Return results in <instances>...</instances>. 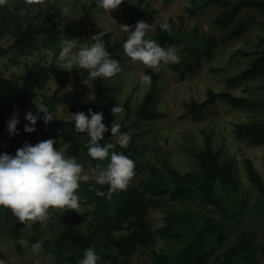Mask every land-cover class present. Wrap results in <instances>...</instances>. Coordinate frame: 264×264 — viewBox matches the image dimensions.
Here are the masks:
<instances>
[{
    "label": "trees",
    "instance_id": "obj_1",
    "mask_svg": "<svg viewBox=\"0 0 264 264\" xmlns=\"http://www.w3.org/2000/svg\"><path fill=\"white\" fill-rule=\"evenodd\" d=\"M191 3L194 13L210 4L220 7L214 23L223 28L231 27V30L223 36L200 34L197 29L191 32L177 29L175 22L170 20L168 30L158 28L148 32L146 38L163 47L184 43L182 59L178 63H168V68L182 74L194 72L204 60L213 57L220 43L243 37L258 26L262 33L257 36L254 48L239 51L248 59L247 66L230 76L227 86L233 88L246 81H260L262 89L259 90L263 96L252 99L236 95L231 90L209 88L205 100L186 104L188 112L200 115L216 102L235 109L264 110V18L255 15L244 18L247 10L264 14V0H191ZM122 4L128 12V25L134 26L141 21L137 14L138 6L132 0H122ZM68 33L63 21L50 11L48 0H3L0 3V58L10 52L20 56L32 55L40 46L51 47L66 38ZM125 39L114 40L110 33L105 34V47L113 58L119 57ZM5 42L9 44L4 45ZM77 72L87 75L83 69L66 74L55 63L36 60L24 63L19 80L0 73V132L4 137L24 141L29 135L33 141L40 130L44 132L45 140L55 132L61 133L66 154L81 158L88 166L91 158H87L85 152L86 133L74 131L71 119L58 117L56 111L62 107L72 113L83 111L88 114L91 108L93 112L103 113L110 109L112 103L109 101L110 87L104 78L93 80L94 96L89 102L83 100L81 92L67 90L69 75ZM145 72L151 77L148 92L138 106L133 124H120L121 132H129L143 120L158 116L154 105L158 100L161 74L152 68H146ZM51 83H55L52 93H44ZM35 103L46 105L57 118L47 125L38 119L36 130L31 133L24 131L23 126L29 122L23 118L17 124L18 134L10 136L7 122L11 110L28 107V111L36 113ZM125 109V117L128 118L131 115L129 102L125 103ZM104 124L109 131L104 133L101 143H114L108 140L112 137L111 121L108 119ZM234 133L239 140L263 145L264 118L238 122ZM138 135H132L126 148L117 145L115 149L135 163V176L126 190L114 192L107 198L98 196L96 190L107 193L108 185H98L94 181L82 183L78 189L79 202L86 210L66 212L62 221L51 222L46 228L36 222L33 233L28 237L29 242L42 240L43 248L52 254L55 264H78L87 247H93L101 257L100 262L107 264H134V254L145 248L150 250L151 264H261L264 244L256 242L257 233L253 228H244L233 243L226 244L233 230L245 218L250 216L259 220L264 216V179L253 160L244 159L248 180L260 194L252 204L249 193L240 189L233 159L224 157L223 149L215 146L208 132H204L199 146L189 150L193 167L187 171H180L167 158L162 159L160 165L151 162L137 147ZM3 147L0 143V153H3ZM95 163L93 160L92 164ZM152 210L162 213V223L157 228L150 219ZM11 215L9 209L0 208L8 236L14 247L23 253L25 245L19 241L24 239L27 227L19 221L10 225ZM158 239L163 246L156 248Z\"/></svg>",
    "mask_w": 264,
    "mask_h": 264
},
{
    "label": "rangeland",
    "instance_id": "obj_2",
    "mask_svg": "<svg viewBox=\"0 0 264 264\" xmlns=\"http://www.w3.org/2000/svg\"><path fill=\"white\" fill-rule=\"evenodd\" d=\"M48 1L50 3V11L67 26L68 36L51 47L40 46L29 56H20L10 52L6 57L0 58L1 74L14 80H19L23 72L24 63L36 60H43L47 64L55 63L64 73L69 74L70 71L78 69L75 67L71 70L64 69L66 68L64 62L57 60L58 52L65 40L74 38L79 43H84L85 41H90L94 34L103 30L110 33L114 40L122 41L127 38L128 33L122 31L120 27L122 24L128 25V12L122 3L116 9L107 12L97 7L98 0ZM132 1L138 6L137 14L140 20L145 21L149 25L157 24V27L154 30H150L149 33L156 31L159 28V23L166 22L169 24L170 20L175 22L177 29L181 28L188 32L197 29L200 34L213 33L223 36L231 30V27L223 28L214 23V19L220 10V7L215 4H210L194 13L191 0ZM146 9L148 10L147 13ZM249 15L264 18V14L252 10L245 11L244 18ZM261 33V29L255 26L243 37L220 43L214 50L213 57L209 60H204L202 66L194 72L182 74L181 71H172L168 68V63H161L158 67L152 68L161 74L158 100L154 105V111L158 116L143 120L129 131L131 137L134 133L139 134L136 144L139 151L147 159L160 165L161 160L167 158L180 171L192 169L193 161L189 150L192 147L199 146L203 142L204 132H208V134L212 135L215 146L223 149L224 157L233 159L235 172L240 181V189L242 192L249 193L252 204L259 199L260 194L248 180L244 159L247 157L252 159L264 179V144L252 145L239 140L234 133V127L238 122L263 119L264 110H241L216 102L211 104L200 115H193L188 112L186 104L192 101L201 102L205 100L209 88H213L216 91L231 90L236 95L248 96L252 99L262 97L263 92L259 90V88L262 89L260 81H246L233 88L227 86V79L239 73L248 64V59L240 54L239 51L253 49L257 42V36ZM8 44V42L4 43V45ZM174 46L179 48L178 54L182 59L184 43L180 42ZM116 59L120 61L122 71L112 78H104L106 85L110 87L109 101L112 106L109 110L103 112L104 119L102 122L105 123L109 119L112 123L116 119L120 124L132 125L136 119L138 106L150 86V82L141 81L140 76L146 74V68L151 67L143 65L141 62L132 63L130 58L124 55L122 47L119 57ZM69 79L70 83L66 87L67 90L79 91L82 93L83 100L92 101L94 96L93 79H89L88 84H85L83 81L87 79V75L81 72L70 74ZM54 87L55 83H51L44 90V93L51 94ZM126 102H129L131 108V115L128 118L125 117ZM115 105L122 108V112L116 114V116L111 112L112 107ZM29 110L31 109L29 108ZM27 112L28 107L23 110L13 109L10 112V119L13 115H16L20 121L18 124H20ZM56 114L64 119L71 117V112L64 110L62 107L57 109ZM51 138L57 141L54 147H61L65 152V146L61 142V133L55 132ZM115 139V136H112L108 140L115 141ZM43 140H45L44 132L41 130L38 131L37 139L33 141L29 135L25 137L24 141H15L5 138L4 134L0 132V143L4 145L3 153L11 155H14L16 150L25 143L34 145ZM103 140L99 141V143ZM85 152L87 153V151ZM87 158L90 157L87 155ZM77 160L84 164L81 158H77ZM84 166L85 171H87L89 165L86 166L84 164ZM85 210L83 203H80V208L77 211L50 209L49 220L46 223H41V225L46 228L51 222L62 221L66 212L81 213ZM150 219L154 228H157L162 223V213L158 210H152ZM17 221L12 214L10 225ZM34 226L35 223L30 228H26L24 239L28 240L29 235L33 233ZM250 227L257 233L256 242L264 244V216L259 220L250 216L245 218L233 230L226 244L233 243L244 228ZM7 233L6 221L2 216L0 217V259L7 261V264H36L37 260L39 264H55L52 254L44 248L43 252L38 256H34L31 252L30 242L25 245L24 252L20 253L14 247V243ZM161 246H163V242L158 239L155 247L159 248ZM132 262L134 264H151L150 250L148 248L139 249L134 254ZM260 263L264 264L262 255L260 256ZM99 264L107 263L99 262Z\"/></svg>",
    "mask_w": 264,
    "mask_h": 264
},
{
    "label": "clouds",
    "instance_id": "obj_3",
    "mask_svg": "<svg viewBox=\"0 0 264 264\" xmlns=\"http://www.w3.org/2000/svg\"><path fill=\"white\" fill-rule=\"evenodd\" d=\"M3 0H0L2 3ZM122 0H98L97 7L110 12L116 9ZM67 12V10H65ZM121 30L127 32V38L121 47L126 57L132 63L141 62L143 65L156 68L161 63H177L181 59L179 48L172 45L161 46L157 41L146 38L150 30H154L157 24L149 25L145 21H137L135 25H120ZM159 29L168 30V23H159ZM134 29V30H133ZM106 31L94 34L90 41L79 43L77 39L65 40L58 52L57 60L64 62L67 70L75 67L87 72V79L83 82L88 84L89 79H109L122 71L120 61L113 58L106 50L103 39ZM140 80L150 82L148 74H142ZM37 111H28L25 120L29 123L23 126L25 132L31 133L36 130L37 120H42L45 125L57 118L53 112L43 103H35ZM114 116L122 112L120 106L111 109ZM42 114V115H41ZM74 131L86 133L87 141L84 147L89 167L85 171L84 164L80 163L75 156L67 155L62 149L55 148L57 141L49 138L36 144L25 143L18 148L14 155L0 153V208H7L14 217L26 227H31L36 222L46 223L49 220V210H78L80 197L78 189L84 182L94 181L98 185H108L107 193L96 190L98 196L110 198L114 192L126 190L130 180L135 176L134 161L116 151L117 145L126 148L132 137L129 132H121L120 123L115 119L110 126L115 142L103 140V134L109 131V127L102 121V112H93L88 109V114L83 111L72 113L70 117ZM19 118L13 115L7 122V130L10 136L18 134L17 124ZM95 160V165L92 161ZM106 161V163H104ZM92 186L91 184L89 185ZM21 245H27V239L19 241ZM43 241L37 240L31 243V252L38 256L43 252ZM100 255L93 247L84 249L83 256L78 264H99ZM0 264L7 261L0 259ZM39 264V261H36Z\"/></svg>",
    "mask_w": 264,
    "mask_h": 264
}]
</instances>
